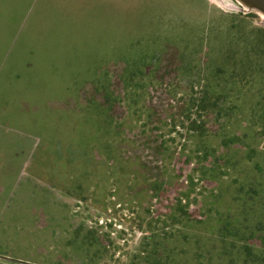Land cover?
I'll list each match as a JSON object with an SVG mask.
<instances>
[{"label": "rangeland", "instance_id": "obj_1", "mask_svg": "<svg viewBox=\"0 0 264 264\" xmlns=\"http://www.w3.org/2000/svg\"><path fill=\"white\" fill-rule=\"evenodd\" d=\"M259 28L238 0H0V264H264L261 98L217 72Z\"/></svg>", "mask_w": 264, "mask_h": 264}, {"label": "trees", "instance_id": "obj_2", "mask_svg": "<svg viewBox=\"0 0 264 264\" xmlns=\"http://www.w3.org/2000/svg\"><path fill=\"white\" fill-rule=\"evenodd\" d=\"M240 41L245 43L242 49L239 47L237 49L228 48L223 52L222 56L224 57V61L217 66V72H222V68L225 64L224 62L228 61L230 80L235 92L240 95L244 87H248L249 90L256 89L261 99L256 101L251 109L253 112L261 111L256 122L259 121L264 126V28L256 29L249 43H247L243 37H240L232 44L239 45ZM213 52L210 51L208 55L210 54L211 56ZM252 98H255L254 94ZM213 106L217 105L205 91L200 98L199 108L203 111H211L213 110ZM256 108L258 109L256 110ZM228 110L231 111L234 109H220V111L225 112V114L229 113ZM201 129L202 126L199 124L197 125V121L191 120L189 122L188 130L192 132V136H195V132L198 130H200L201 135ZM198 151L196 152L198 153ZM202 151L205 158H210L212 156L207 149L204 148Z\"/></svg>", "mask_w": 264, "mask_h": 264}, {"label": "water", "instance_id": "obj_3", "mask_svg": "<svg viewBox=\"0 0 264 264\" xmlns=\"http://www.w3.org/2000/svg\"><path fill=\"white\" fill-rule=\"evenodd\" d=\"M240 4L246 7L248 10H255L264 14V0H238ZM7 262H12L9 259H3Z\"/></svg>", "mask_w": 264, "mask_h": 264}, {"label": "bare ground", "instance_id": "obj_4", "mask_svg": "<svg viewBox=\"0 0 264 264\" xmlns=\"http://www.w3.org/2000/svg\"><path fill=\"white\" fill-rule=\"evenodd\" d=\"M247 9V8H246ZM258 12V11H257ZM259 15L262 17V19L264 20V14H262L261 12H258Z\"/></svg>", "mask_w": 264, "mask_h": 264}, {"label": "crops", "instance_id": "obj_5", "mask_svg": "<svg viewBox=\"0 0 264 264\" xmlns=\"http://www.w3.org/2000/svg\"><path fill=\"white\" fill-rule=\"evenodd\" d=\"M6 80H8V78H5V79H4V78H2V77H1V81H2V82H4V83H5V82H6ZM2 89H3V88H2Z\"/></svg>", "mask_w": 264, "mask_h": 264}]
</instances>
